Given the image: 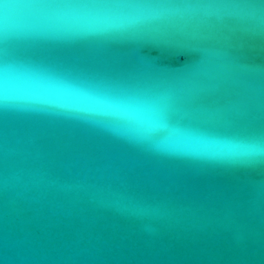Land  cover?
Returning <instances> with one entry per match:
<instances>
[{"label":"water","instance_id":"95a60500","mask_svg":"<svg viewBox=\"0 0 264 264\" xmlns=\"http://www.w3.org/2000/svg\"><path fill=\"white\" fill-rule=\"evenodd\" d=\"M0 264H264V0H0Z\"/></svg>","mask_w":264,"mask_h":264}]
</instances>
